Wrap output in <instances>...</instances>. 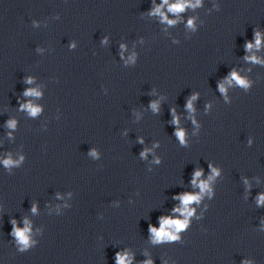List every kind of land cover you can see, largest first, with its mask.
I'll list each match as a JSON object with an SVG mask.
<instances>
[{
    "label": "clouds",
    "instance_id": "clouds-1",
    "mask_svg": "<svg viewBox=\"0 0 264 264\" xmlns=\"http://www.w3.org/2000/svg\"><path fill=\"white\" fill-rule=\"evenodd\" d=\"M197 2L199 3V0H197ZM165 3H167V0H165ZM183 8H184V4H183V3H177V4H174V5H171V6H170V11H173V12L182 11ZM157 11H159V9H157ZM169 23H172V22L169 21ZM189 24H191V21H189ZM258 44H259V39H257V45H258ZM248 47L250 48L251 45H248ZM233 78L237 79L238 82H239L240 84H244V81H243V80H239V78L236 77L235 73H233ZM36 111H37V109H32V113H33V114H35ZM177 135L180 136L181 140L183 141V132H178ZM5 163H6V164H7V163H10V161H5ZM196 175L199 176L200 173L198 172V173H196ZM201 187H202V189H203V188H206L207 185L202 184ZM197 199H198V197H196V196L185 195V196L183 197V203H184V205L186 206V205H188L191 201H193V200H197ZM185 212H187L188 215H191V212H188V211H187V208H185ZM186 224H187V220H185V221L182 222V221H180V220H171V219H167V220H164V221L162 222V225H161V228H160L159 231H156L155 229H151V230L155 233V236H156L157 239L167 238V239H172V240H174V239H176L177 237L171 235L168 231H166V228H168V227H173V228H175L177 231H179V230H181V229H184L185 226H186ZM16 234L20 237V239H21L23 242L27 243V238H26L24 232H20V231H18ZM118 264H125L124 259H123L122 257L119 259Z\"/></svg>",
    "mask_w": 264,
    "mask_h": 264
}]
</instances>
